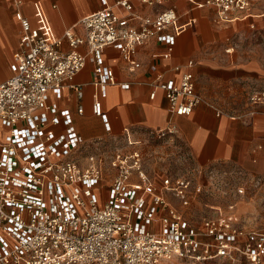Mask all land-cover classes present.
Listing matches in <instances>:
<instances>
[{"label":"built area","instance_id":"built-area-1","mask_svg":"<svg viewBox=\"0 0 264 264\" xmlns=\"http://www.w3.org/2000/svg\"><path fill=\"white\" fill-rule=\"evenodd\" d=\"M137 1L161 5L167 0ZM253 1L192 0L197 6H213L217 23L246 18ZM115 6L124 14L105 4L82 17L77 24L83 35L68 28L55 36L33 27L21 11L14 13L21 28L12 55L15 71L0 80V264H174L218 259L264 264V231L241 224L234 205L215 209L198 228L190 225L165 194L170 191L188 205V179L165 177L157 187L135 148L106 151L99 140L94 142L96 150L83 153L71 114L51 104L55 90L62 94L73 89L81 98V87L73 80L89 56L95 75L92 113L106 124L101 99L116 81L113 70L103 63L104 49H116L130 72L141 65L137 48L151 39L165 43L164 55H170L175 36L169 29L179 19L173 7L142 16L131 0H118ZM64 41L68 52L61 50ZM82 45L87 49L84 54L78 50ZM231 51L233 47L226 49ZM191 65L189 61L187 66ZM174 70L179 80L163 81L158 74L149 98L161 90L170 113L189 116L202 98L195 91L192 72L179 65ZM247 101L264 103V88L251 89ZM173 133L170 127L152 135ZM126 143L135 144L128 136Z\"/></svg>","mask_w":264,"mask_h":264},{"label":"crops","instance_id":"crops-1","mask_svg":"<svg viewBox=\"0 0 264 264\" xmlns=\"http://www.w3.org/2000/svg\"><path fill=\"white\" fill-rule=\"evenodd\" d=\"M116 1L22 0L17 5L14 0H0V80L8 79L15 71L12 55L21 34L20 24L14 17L17 10L43 32L62 36L66 29L72 28L83 35L78 21L105 4L124 14L122 8L115 6ZM131 2L134 11L142 16H154L173 7L179 15L178 21L169 29L175 41L168 56L164 55L168 46L156 39L139 46L136 58L141 65L133 72L128 71L116 49L111 46L104 49L103 63L113 70L116 81L106 87V96L101 99L106 124L92 113L95 75L89 56L73 80L74 85L81 87V98L73 89H64L62 94L58 90L51 93V104L67 109L71 114L74 130L81 139L82 152L96 150L94 142L99 140L107 149L106 142L117 139L126 142L127 136L134 141L172 127V135L185 144L189 159L197 168L230 165L264 179V103L249 105L241 112H224L212 92L217 88L215 91L227 93L238 80L245 81L250 90L264 88V58L259 60L254 49L248 50L245 59L238 53L232 54L233 51L226 52L243 38L251 46L264 43V0H254L246 10V18L223 23L214 21L216 9L213 6H197L192 0H167L161 5ZM69 49L64 41L62 52ZM78 50L83 54L87 51L85 45ZM189 61L192 65L188 67ZM177 65L192 72L195 91L202 98L189 116L170 113L161 90H156L153 99L149 98L151 84L158 74L162 75L163 81L179 80L180 75L174 70ZM152 66L155 71L151 70ZM122 83L129 86L123 88ZM79 107L81 113L77 112ZM217 111H220L219 115Z\"/></svg>","mask_w":264,"mask_h":264},{"label":"rangeland","instance_id":"rangeland-1","mask_svg":"<svg viewBox=\"0 0 264 264\" xmlns=\"http://www.w3.org/2000/svg\"><path fill=\"white\" fill-rule=\"evenodd\" d=\"M232 54L238 53L239 57L246 58L248 50L254 49L255 54L264 58V43L248 44L246 38L232 45ZM245 81H237L236 86H231L227 93L217 92L213 88L216 101L221 104L220 110L224 112H241L249 107L247 95L250 86ZM250 87V88H249ZM228 88L226 89V91ZM133 140V139H132ZM134 145H127L123 139L106 142V151L115 147L124 150L137 149L142 155V166L148 176L159 187L165 177L170 180L186 178L190 181L187 190L189 204L184 206L170 191H166V198L172 206L179 210L190 225L198 228L205 217L211 216L215 209L223 210L228 205L240 217V222L246 227L264 228V179L253 177L237 167L230 165H215L208 169H200L192 164L185 144L175 135L158 137L157 135H144L134 139ZM200 190L197 191V187ZM100 196V191H97ZM174 264H231L225 259L192 263L176 260ZM239 264H246L239 262Z\"/></svg>","mask_w":264,"mask_h":264}]
</instances>
